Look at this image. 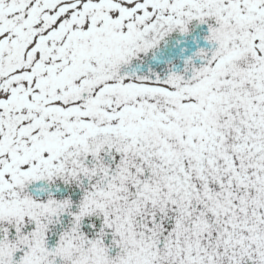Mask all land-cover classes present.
I'll return each instance as SVG.
<instances>
[{"label": "snow or ice", "instance_id": "obj_1", "mask_svg": "<svg viewBox=\"0 0 264 264\" xmlns=\"http://www.w3.org/2000/svg\"><path fill=\"white\" fill-rule=\"evenodd\" d=\"M0 264H264V0H0Z\"/></svg>", "mask_w": 264, "mask_h": 264}]
</instances>
